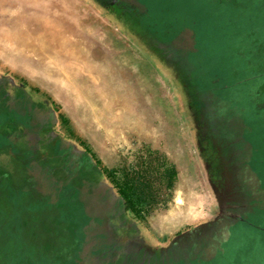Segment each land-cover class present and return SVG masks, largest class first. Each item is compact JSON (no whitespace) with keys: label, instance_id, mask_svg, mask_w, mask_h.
Wrapping results in <instances>:
<instances>
[{"label":"rangeland","instance_id":"obj_1","mask_svg":"<svg viewBox=\"0 0 264 264\" xmlns=\"http://www.w3.org/2000/svg\"><path fill=\"white\" fill-rule=\"evenodd\" d=\"M134 1L144 15L164 16L167 34L160 37L155 30L154 40L150 34L139 35L140 46L153 50L154 73L142 59L124 61L122 72L118 63L107 60L100 71L92 70L105 77L89 86L88 95L86 87L72 84L11 83L5 92L0 87V94H8L14 103L19 93L27 94L14 104L12 111L20 120L10 124L9 135L0 133V144L17 140L20 130L28 131L22 150L5 154L7 159L0 154V264H106L98 245L115 242L120 235L114 228L127 222L119 215L111 222L116 236L100 237V222L93 221L104 206L83 185L86 181L110 185L116 192L117 176L140 171L150 177L158 202L146 217L130 216V221L159 245L180 229L218 216L222 208L212 192L210 166L202 152L198 105L205 114L212 111L214 121L207 129H220L229 139L227 158L230 152L239 159L246 156L242 185L251 197L238 207L242 212L220 219L217 232L204 236V246L183 264H264V0ZM104 10L114 12L110 7ZM90 23L86 34L91 38L98 31L102 38L109 34L106 27ZM114 43L105 42V51L111 53L112 45L118 46ZM122 44L127 59V44ZM93 46L92 40L86 44ZM43 69L52 83L66 75L64 68ZM130 70L137 74L130 77ZM116 71L121 74L116 76ZM49 95L63 99L54 96V102ZM28 99L36 105L25 106ZM3 105L0 101V112ZM44 112L56 115L54 128L29 135L35 126L29 123L32 119L49 125ZM58 138L75 143L78 151L89 146L100 159L99 166L80 160L73 175L67 174L53 149ZM83 138L86 144L80 141ZM236 158L240 163L242 159ZM171 165L177 177L168 188L164 172ZM30 167L33 172L27 173ZM112 168L119 171L114 178L108 173ZM67 178L73 186L63 184ZM229 183L234 194L235 183ZM67 192L66 197L61 195ZM118 197L112 194L111 203L117 206ZM87 200L91 203L86 209ZM177 217L181 221L166 228L164 239L150 235L157 232L159 221Z\"/></svg>","mask_w":264,"mask_h":264},{"label":"crops","instance_id":"obj_2","mask_svg":"<svg viewBox=\"0 0 264 264\" xmlns=\"http://www.w3.org/2000/svg\"><path fill=\"white\" fill-rule=\"evenodd\" d=\"M91 20L94 27L102 25L108 29L109 34H105L102 38L98 31L91 38L89 33L86 34V28L91 26ZM124 21L117 14L107 13L101 4L94 0H0V72L4 80L1 85L23 83L41 87L72 84L86 87V95H88L89 86L97 84L105 77V75L101 78H99L100 75H93L92 70L95 68L97 72L100 71L107 60L118 63L119 70L122 72L121 66L124 61L132 63L142 59L154 73L156 69L154 53L153 50L140 46L138 31L133 30V27L137 28V22L133 23V18L130 17L129 29ZM109 39L118 43V46L112 45L111 53L108 50L105 51L104 46ZM90 40L94 46L86 48ZM123 42L127 44L126 54L130 56L129 59L123 56ZM29 55H32V58H29ZM50 66L64 68L66 75L59 77L56 83H52L48 75L43 72V68H50ZM125 69L127 71L131 68ZM117 72L118 75L121 74L116 71V76ZM128 74L132 77L137 72L133 73L130 70ZM54 96L51 95L49 99L55 102ZM72 131L74 132L73 129ZM5 132H8V135L11 132L10 123L0 124V133L5 134ZM22 133L21 130L18 131V134ZM20 135L13 142L0 144V154L3 153L4 159H7L4 157L5 154L12 155V150L23 149L22 139H26V136ZM80 141L86 144L84 138ZM86 151L87 164L93 163L99 166L100 159H96L99 162L91 159V155L95 156V154L89 146ZM31 167L30 170L28 168L27 173L33 172ZM115 188L117 189L116 186ZM130 214L135 215L133 211ZM181 219L182 217H177L173 221L172 219L159 221L157 232L153 231L154 233L150 235L164 239L167 235L166 228L174 227ZM200 223L202 221L196 225ZM187 228L189 227L180 229L176 233Z\"/></svg>","mask_w":264,"mask_h":264},{"label":"flooded vegetation","instance_id":"obj_3","mask_svg":"<svg viewBox=\"0 0 264 264\" xmlns=\"http://www.w3.org/2000/svg\"><path fill=\"white\" fill-rule=\"evenodd\" d=\"M126 1V2H124ZM105 0V2L100 1L101 7H110L113 8V11L110 12V14H117V16L122 19H124V24L126 27L130 29V17L133 18V23L138 24L137 28L133 27V30L137 29L138 31V40L139 35L142 37L144 34L149 35L154 40V34L155 30L158 31V35L160 37L162 36V33L165 32L167 27L165 26V23L163 21L164 16H158L152 14H146L141 13L143 10L140 11V7L137 3H135L134 0ZM131 10V11H130ZM144 12V11H143ZM141 13V14H140ZM163 18V19H162ZM140 27H142L140 32ZM166 33V32H165ZM167 34V33H166ZM148 48V50L151 51V48L144 46ZM163 47V52L167 53L166 46ZM180 51V50H179ZM181 55V53H180ZM181 57V56H180ZM1 74V73H0ZM2 75H0V87H2V91L5 92V87L7 85H1L3 83ZM21 85L19 84L18 87ZM23 92V91H21ZM22 93H19L16 98L13 100L16 102L9 100V95L5 93L0 94V101L3 102V108L0 112L4 113L9 108L12 109V106H17L21 103L23 100V96H27L26 91L25 94L21 96ZM23 97V98H21ZM18 98V99H17ZM9 100V102H7ZM29 100V99H28ZM36 100V99H35ZM30 101H33V104L36 105L35 101L33 99H30ZM199 104V103H198ZM19 108V107H15ZM200 115H201V125L199 127V134H200V140L201 144L203 146L202 152L205 156H207V160L210 166L209 172L211 175V189L214 195L219 199V206H221L222 210L219 209V212H221L218 216L214 217L213 219L204 220L199 225H192L191 227L182 230L174 235L173 238L170 240L165 241V245H159L157 244L153 239L148 237L145 232L138 227L136 224L131 223L130 219L133 220L130 216H135L137 218H140L135 212V215L130 214V210L126 209L123 204V199H121V194L119 189L117 188V193L114 192V188L110 185H102V184H96V183H90L86 181V187H89L88 190H92V193L95 195L97 201H102L101 204H103L104 209L100 213L101 215H98V217L94 218L93 222H100V226H98L97 229L100 230V237L104 239V235L110 236V233L116 236L113 231V220L118 218L120 219L119 215L125 216V222H127L124 226H122L121 223H118L117 227L114 229L116 230V233L120 235V237L115 238V242L106 241L103 243H100L98 245V248L102 249L101 252H103V255L101 256L102 260L106 264H183L191 260L192 257H194L195 252H198L201 246H204V236L206 235H213L217 231V227L221 225L222 221H219L220 219L228 220L230 218V214L234 211H240L241 209H238V207H243L245 201L248 202L247 197H251L249 192L246 191V188L242 185L243 182V173H244V166L246 164V160H243L246 158V156L243 154L241 159L238 157H233L234 155L230 152L229 158H227L229 144V139L225 135V132H222L220 129L214 128V129H207L208 123H211L214 121V117L212 114V111L209 110L206 114L205 112L201 110V107L198 105ZM42 107H38L36 110H42ZM6 113V112H5ZM4 113V114H5ZM14 113V112H13ZM49 112H44L46 115L45 118L48 119L47 123L49 125H44L46 122L41 121L37 124V121L39 119L36 117L35 119H32L29 123L33 126L32 130L29 132V135H31L34 132H39L41 130L50 131L54 128L56 123V115L55 114H47ZM48 116V117H47ZM55 121V122H54ZM25 123V122H24ZM23 123V124H24ZM24 133V134H23ZM20 136H28V131L23 132ZM38 144H36L37 147ZM224 148L225 155L222 154V150ZM53 149L56 151L58 158L61 161L62 169L67 172V174L74 173V170L77 168L76 162L77 161H85L87 164V151H78L76 150L75 143L73 142H66L63 141L61 138H58L54 144ZM78 157V158H76ZM234 158L241 160L240 163H236ZM48 165V164H46ZM47 167V166H46ZM51 167L49 166L48 169ZM236 171L238 173L236 174ZM235 175L234 179H232V173ZM51 173V172H50ZM67 186L69 184L70 186H73L74 183H72L68 178L65 181ZM234 184L233 192H229L231 184ZM241 182V185L239 184ZM67 186H61V190H67ZM227 192V193H226ZM112 194H117L119 197V202L116 205L112 204L110 201V197ZM61 195H64L65 197L68 195V192L61 193ZM102 198H104L102 200ZM70 203V202H69ZM90 201H86V209L90 206ZM68 204V203H67ZM72 207V205L70 206ZM235 207L237 209L233 210ZM243 209V208H242ZM224 211V212H222ZM102 216V217H100ZM93 218H90L92 221ZM92 222V223H93ZM117 223V222H115ZM104 231H103V227ZM216 227V228H215ZM216 231V232H215ZM104 232V233H103ZM203 238V239H202ZM196 247V248H194ZM206 249V248H204ZM196 250V251H195ZM184 251H187L188 253L184 256L181 255L184 253ZM203 252V250H202ZM196 258V257H195Z\"/></svg>","mask_w":264,"mask_h":264},{"label":"trees","instance_id":"obj_4","mask_svg":"<svg viewBox=\"0 0 264 264\" xmlns=\"http://www.w3.org/2000/svg\"><path fill=\"white\" fill-rule=\"evenodd\" d=\"M28 101L29 102L26 103L25 106H34L33 101ZM5 112V114L3 113L0 116V124L8 125L9 123L13 124L20 120V118H17L15 114L12 113L13 111L11 108H9V110H7L6 108ZM91 157L93 161L99 162L95 159V156L93 154L91 155ZM118 172V169L115 168L108 170V173L112 176V178L119 175ZM164 176L166 178V186L168 188L173 187L175 179L177 177L176 167L174 165L168 167L164 172ZM117 177L118 179L117 181H115V186L120 191L124 207L130 211L135 212L139 217H146L148 214H150L154 209V205L158 202L159 199L153 190L151 178L144 175L140 171H135L132 174L125 173L121 175V177ZM114 180L115 179H113V181Z\"/></svg>","mask_w":264,"mask_h":264}]
</instances>
